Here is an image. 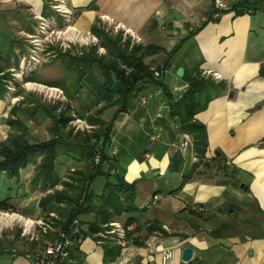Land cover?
Here are the masks:
<instances>
[{"label":"crops","instance_id":"crops-1","mask_svg":"<svg viewBox=\"0 0 264 264\" xmlns=\"http://www.w3.org/2000/svg\"><path fill=\"white\" fill-rule=\"evenodd\" d=\"M229 1L233 8L244 0ZM250 1L253 10L239 16L230 8L188 39L189 30L201 27L212 14L214 0H65L72 13L70 26L82 33H91L94 25L105 31L117 27L139 37L141 45L161 47L165 52L182 43L169 60L162 86L145 78L123 105L101 115L107 123L114 118L109 153L115 157L117 172L137 185V210L117 219L123 224L132 220L134 237L113 264H161L166 249L175 250L169 264H264V0ZM45 6L47 0H0V64L11 80L24 54L26 36L37 27L35 17L41 14L58 28L69 22L50 8L49 0V10ZM165 60L163 52L146 58L145 64L150 69L164 65ZM194 64H200L205 76H218L216 81L225 85L195 116L206 127L208 146L203 159L195 153L192 137L180 130L179 119L170 113L171 101L185 92L186 83L177 71L192 69ZM112 89L113 93L101 90L98 71L87 75L71 102L74 112L83 117L91 114L116 98L122 87L115 82ZM11 99L9 89L0 99V143L12 132L7 123L10 110L18 107L22 117V109L30 107L23 100L13 103ZM43 124L28 120L31 128ZM187 137L191 142L183 151L180 144ZM45 138L48 135H42ZM69 165L59 160L61 180ZM35 168V163L30 164L19 178L12 179L0 172V203L9 200V210L34 221L46 213L39 204L46 195L44 188L32 183ZM101 185L100 181L93 184L95 193L100 194ZM58 187L62 189V183ZM62 207L52 203L48 211L59 213ZM92 218L79 220L84 224ZM57 239V233H51L33 244L19 237L12 244L17 254L7 250L0 255V264H33L27 252ZM186 247L193 249L187 262L182 260ZM80 251L84 264H103L102 246L90 238L81 243Z\"/></svg>","mask_w":264,"mask_h":264},{"label":"trees","instance_id":"trees-1","mask_svg":"<svg viewBox=\"0 0 264 264\" xmlns=\"http://www.w3.org/2000/svg\"><path fill=\"white\" fill-rule=\"evenodd\" d=\"M48 7L47 0L45 9L49 10ZM253 8V2L244 0L231 10H236V15L240 16ZM211 20H213L212 14L208 15L201 27L190 31L187 38L195 36ZM91 34L97 37L99 45L106 49L105 55H99L97 47L88 51L83 49L80 53L48 49L56 53L55 57L60 60L63 78L46 85L63 90L67 101L49 105L18 86L15 95L24 96L22 103L29 104L30 107L22 109V117L18 107L14 106L10 110L13 118L9 117L7 123L12 132L4 142L0 143V172H4L10 179L19 178L22 170L35 163L32 183L42 185L44 188L46 195L39 204L46 212L45 215L57 214L56 227L59 230L70 232L73 223H78L79 232L70 236L73 245L70 247L69 257L58 264H84L85 255L80 251V247L81 243L88 238L102 246L103 264H113L120 257L122 247L113 239L115 236H110L106 232L110 231L112 222L137 210L134 206L137 185L126 182L117 172L115 157L109 153L114 118L107 123L101 115L110 107L117 104L123 105L126 96L135 89L137 83L145 78L154 79L149 67L145 64L146 58L164 52L166 60L163 64L168 67L169 60L182 45L181 43L171 52H165L157 46L132 45L130 38L123 40L122 31L111 34L98 25L92 27ZM123 66H126L130 72ZM199 66L200 64H194L192 69L185 67L183 81L187 88L177 101H171L170 113L171 116L179 119L180 130L192 137L194 151L199 158L203 159L208 146L206 127L198 122L195 116L207 108L209 102L225 88V85L215 81L213 77L205 76ZM6 69L0 64V99H3L8 92V82L11 80V75L6 72ZM94 71L100 74L103 92L113 93L112 86L115 82H118L122 89L117 93L116 98L107 101L91 114L83 117L74 112L71 102L85 83V77ZM29 80L41 83L36 73L31 75ZM157 82L162 86V80ZM164 91L169 95L166 89ZM72 113L93 126L92 131L90 133L74 132L70 126L73 120ZM30 119L37 125L47 120L48 138L40 140L33 137L35 135L28 125ZM30 137L34 139L33 142L29 141ZM62 158L75 165L74 171L68 170L65 176L68 181L61 180L58 172V162ZM97 181L102 184L100 194L94 192L95 188L92 189ZM59 183H62L64 187L62 190L47 193V184L54 187ZM52 203L63 204L64 207L60 208L59 213L57 209L48 211ZM9 208V200L0 203L1 211H8ZM88 215L93 216L92 220L81 223L79 218ZM131 223L132 220L129 219L125 225L128 226ZM14 238H19V235L16 234ZM133 241L136 243V240ZM13 243L14 241L7 240L5 236L0 238V255L10 250ZM32 251L31 248L29 252Z\"/></svg>","mask_w":264,"mask_h":264},{"label":"built area","instance_id":"built-area-1","mask_svg":"<svg viewBox=\"0 0 264 264\" xmlns=\"http://www.w3.org/2000/svg\"><path fill=\"white\" fill-rule=\"evenodd\" d=\"M50 8L60 16L66 18L68 23L64 28H58L56 23L41 14L37 15L35 18L37 19V27L32 34H28L26 36V40L24 42V54L20 57L21 60L19 62V66L17 69L12 70V80L9 82L8 89L9 95L12 96V102H19L22 97H15L16 88L15 85L18 83L23 84L27 90H39L44 99H47L49 102L56 103L57 101L62 102L65 100V94L63 90L56 87H49L47 85H40L38 83H33L26 81L29 79V76L33 74L37 66H39L44 60L43 55L45 52V48L47 46H59L63 50L73 49V46L78 45H88L98 43V39L91 33H82L72 26H70V19L72 17V13L67 8L65 0H49ZM231 8L229 0H214V8L212 12V18L217 19L223 11L229 10ZM110 25V24H109ZM112 29H117V27H112ZM124 33L130 34L135 41L140 42L141 39L134 35L129 30H125ZM65 38L67 41L63 42L60 39ZM50 44V45H47ZM76 46V51H79ZM123 68L129 70L126 66ZM149 71L152 73L153 78L157 81L163 79V76L166 74L168 69L162 65L160 67H151ZM219 77L216 76V79ZM187 85L183 87V91L186 90ZM14 94V95H13ZM181 97V96H180ZM179 97V98H180ZM141 103L145 104L146 100L141 99ZM74 114V113H72ZM75 115V114H74ZM70 123H74L76 125L73 126L74 130H92L93 127L89 126L86 120L81 118H76ZM153 139H155L153 137ZM189 137L185 140L181 141L180 147L182 149H186L189 146ZM116 153L115 151L113 152ZM52 192V189H49V185H47V193ZM156 198L150 205L146 207V210L151 209L152 205L155 203ZM54 216L56 218L55 213H50L48 215V219L53 220ZM0 218L5 220L6 222H11L8 227L12 228L14 225L20 228L21 237L26 242H38L43 235H46L50 229V225L44 222L42 219L39 220H30L26 219L23 216L8 212L0 211ZM52 225V222H51ZM111 230L107 232L108 234L115 235L117 244L120 247L125 248L128 244V236L132 234L134 237L133 231L134 226L130 224L126 226L125 224L116 221L110 224ZM3 227H0L2 230ZM79 232L78 223L74 222L71 231L68 232L66 230H60L58 233V239L46 246L45 248L35 250L33 253L27 255V258L32 261L33 264H58L61 261H64L69 257L70 247L73 245V241L70 239V236L73 234H77ZM15 235L11 233L7 235V239H14ZM175 257L174 249H166L162 251L161 264H169Z\"/></svg>","mask_w":264,"mask_h":264},{"label":"rangeland","instance_id":"rangeland-1","mask_svg":"<svg viewBox=\"0 0 264 264\" xmlns=\"http://www.w3.org/2000/svg\"><path fill=\"white\" fill-rule=\"evenodd\" d=\"M199 28V27H198ZM197 28V29H198ZM107 30H106V32H109V33H111V34H116V33H118L119 31V29H112V27H109V28H106ZM196 30V29H195ZM189 33H190V30H189ZM123 40H125V39H127V38H130V41H131V44L133 45V44H140V42H137V41H135V39L132 37V36H130V34H128V33H124L123 32ZM97 38V37H96ZM61 41H63V42H66L67 40L65 39V38H61L60 39ZM181 44V43H180ZM179 44V45H180ZM47 45H50V44H47ZM178 45V46H179ZM76 46H78L77 47V49H79V53H80V51L81 50H83V49H85L86 51H88V50H90L91 48H93V47H97V53L99 54V55H105L106 54V49L104 48V47H102V46H100L99 45V41H98V43L96 44V45H94V44H88V45H76ZM76 46H73V49H71V51H73V52H76ZM50 49L51 48H54V49H56V50H62L63 52L64 51H67V50H63L62 48H60V45L59 46H53V45H50V47H49ZM68 50H70V49H68ZM51 53H50V52ZM56 53H54L53 51H51V50H45V52H44V55H43V58H44V60H42V62H41V64L39 65V66H37V68H38V70H37V72L36 73H38V75H39V79L41 80V83H39V82H35V81H30V80H26V81H29V82H33V83H38V84H40V85H46V82H53V81H57V80H60L61 78H63V71L61 70L62 68H61V62H60V60H58L55 56ZM167 69H168V67H166ZM127 70V69H126ZM128 72H130L129 70H127ZM169 73V70L168 71H166V74H168ZM213 79L216 81L217 79H216V77H213ZM18 86H20L26 93H28V94H31V95H35V96H37V98L38 99H41V101H43V103H47V104H49V105H55V104H57V103H65L66 101H67V98H65V100H62V102H59V101H57L56 103H54V102H49L47 99H44V96H42V94L40 93V91L39 90H37V91H34V90H27L26 89V87L24 86V83L23 84H21V83H18V85L16 86V87H18ZM115 87V86H114ZM16 91H17V89H16ZM16 93V92H15ZM103 93V92H102ZM14 95V94H13ZM16 96V95H15ZM12 97V96H11ZM24 97V96H23ZM66 97V96H65ZM21 100H23V98L21 99ZM76 102H77V100H76ZM14 103V102H13ZM72 115V118L74 119V117L73 116H75L76 118H77V115H74V114H71ZM87 122V121H86ZM87 124L89 125V126H91L88 122H87ZM48 125V124H47ZM47 125H45V124H43V125H41L40 127H35V126H32V130L34 131V132H36L37 134H38V136L40 137V139H42V135L43 136H47L48 135V133H47V131H46V127H47ZM74 125H76V124H74V123H70V126L73 128V126ZM93 127V126H92ZM94 128V127H93ZM74 129V128H73ZM92 130H86V129H84V130H74V132H82V133H90ZM32 140V139H31ZM187 150V148L186 149H183V151H186ZM39 160V159H38ZM37 160V161H38ZM66 162H68L70 165H69V169H71V171H74V169H73V167H75V165L74 164H72L70 161H66ZM33 164V163H32ZM64 172H65V170H64ZM67 173H68V171H67ZM66 173V174H67ZM64 181H68V179H66V177H64V179H63ZM48 185V184H47ZM98 185H96V187H97ZM64 188V187H63ZM62 188V189H63ZM49 189H52V192H48V194H51V193H53V191H55V190H62V189H59V187H58V185H56V186H54V187H50L49 186ZM1 211V210H0ZM2 212H8L9 214H11V213H14L13 211H11V210H8V211H2ZM50 214V213H49ZM48 214V215H49ZM55 215H56V218H55V216H54V219L53 220H50V219H48V216L47 215H43V217L42 218H40V219H42L44 222H46V223H48L49 225H50V229L51 230H49L48 231V233L47 234H51V233H57V237H58V233H59V229H58V227H56V219L58 218V216H57V214L55 213ZM51 222H52V225H51ZM11 222H9V221H5V220H3V219H1L0 218V227H3L2 228V230H0V238H4V236H5V238L7 237L6 235H8V234H10V233H12V230L13 231H19L18 233H17V235H19V237L21 238V239H23V237H21V229L20 228H18L17 226H13L12 228H10V227H8V225L10 224ZM8 224V225H7ZM111 230V229H110ZM109 232V231H108ZM46 234V235H47ZM106 234H108L107 232H106ZM16 235V234H15ZM110 236H115V235H112V234H109ZM43 236H45V235H43ZM42 236V237H43ZM42 237L40 238V240L39 241H41V239H42ZM129 237V236H128ZM130 238H133L132 237V234L130 235ZM7 239V238H6ZM114 240H116V238L114 237L113 238ZM7 240H9V239H7ZM17 239L16 238H14V239H10V241H16ZM24 240V239H23ZM25 241V240H24ZM28 242V243H40V242ZM26 242V241H25ZM46 247V245L44 246V245H39L38 247L36 246V249L35 250H39V249H42V248H45ZM35 250H33L32 252H27V255L28 254H30V253H33ZM8 251H10V253H13V254H17V253H14V251H13V247H10V250H8Z\"/></svg>","mask_w":264,"mask_h":264},{"label":"water","instance_id":"water-1","mask_svg":"<svg viewBox=\"0 0 264 264\" xmlns=\"http://www.w3.org/2000/svg\"><path fill=\"white\" fill-rule=\"evenodd\" d=\"M176 16H177V14H176ZM183 74H184L183 68L178 69L177 75L182 78ZM165 109H168V108L165 107ZM192 256H193V249L191 247H186L183 249V251H182V260L183 261L187 262V261L191 260Z\"/></svg>","mask_w":264,"mask_h":264}]
</instances>
